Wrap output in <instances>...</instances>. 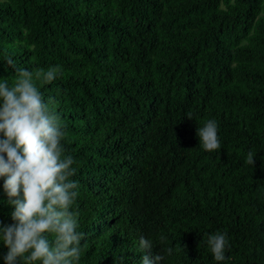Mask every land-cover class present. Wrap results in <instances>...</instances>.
Wrapping results in <instances>:
<instances>
[{
	"label": "trees",
	"instance_id": "1",
	"mask_svg": "<svg viewBox=\"0 0 264 264\" xmlns=\"http://www.w3.org/2000/svg\"><path fill=\"white\" fill-rule=\"evenodd\" d=\"M9 57L59 66L38 85L76 161L80 264H139L141 235L153 253L174 248L165 264H264V0H0L12 81ZM207 119L221 141L210 152ZM218 230L225 262L206 246Z\"/></svg>",
	"mask_w": 264,
	"mask_h": 264
},
{
	"label": "clouds",
	"instance_id": "2",
	"mask_svg": "<svg viewBox=\"0 0 264 264\" xmlns=\"http://www.w3.org/2000/svg\"><path fill=\"white\" fill-rule=\"evenodd\" d=\"M6 63L16 73L10 81L0 78V180L12 206V223L0 220V253L3 264H80L84 245L79 230L77 201L80 195L76 161L64 151L66 132L51 100H46L38 82L56 79L58 65L32 71ZM192 118L191 114H189ZM199 145L205 151L221 148L218 123L207 119L197 128ZM249 151L247 162L255 163ZM165 237L159 236L163 242ZM151 237L141 235L139 264H165L174 253L171 246L153 253ZM206 246L216 262L228 259L227 232L209 233Z\"/></svg>",
	"mask_w": 264,
	"mask_h": 264
}]
</instances>
